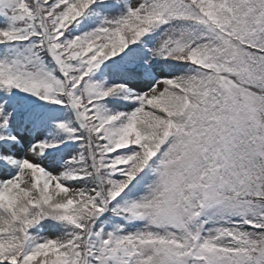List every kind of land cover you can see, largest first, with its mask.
I'll use <instances>...</instances> for the list:
<instances>
[{
    "label": "snow or ice",
    "instance_id": "6c2138e0",
    "mask_svg": "<svg viewBox=\"0 0 264 264\" xmlns=\"http://www.w3.org/2000/svg\"><path fill=\"white\" fill-rule=\"evenodd\" d=\"M0 264H264V0H0Z\"/></svg>",
    "mask_w": 264,
    "mask_h": 264
}]
</instances>
